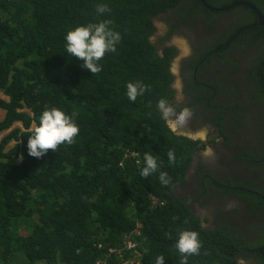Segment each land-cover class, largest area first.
<instances>
[{"label": "trees", "instance_id": "1", "mask_svg": "<svg viewBox=\"0 0 264 264\" xmlns=\"http://www.w3.org/2000/svg\"><path fill=\"white\" fill-rule=\"evenodd\" d=\"M248 1L264 15V0ZM176 2L0 0V93L8 99L0 98V133L8 131L0 139V264H155L158 256L164 264H180L175 245L185 230L196 231L202 243L188 264H236L240 252L250 255L264 244L245 240L234 228L202 225L188 200L173 193L194 152L204 147L172 132L157 108L161 98L173 105V51L159 53L149 40L152 19ZM98 4L110 12L98 14ZM246 19L249 26L255 16L248 11ZM104 20L113 22L121 40L92 75L67 53L65 36ZM260 76L264 82V64L257 83ZM129 82L150 91L132 102ZM251 98L260 106L263 95ZM53 107L73 119L79 135L55 153L31 157L28 136ZM15 124L22 130L12 129ZM242 151L250 164H264V152L257 163L254 151ZM146 153L158 169L143 178ZM160 172L171 178L169 185L160 183ZM128 242L134 247L127 248Z\"/></svg>", "mask_w": 264, "mask_h": 264}, {"label": "flooded vegetation", "instance_id": "2", "mask_svg": "<svg viewBox=\"0 0 264 264\" xmlns=\"http://www.w3.org/2000/svg\"><path fill=\"white\" fill-rule=\"evenodd\" d=\"M235 1L177 0L156 14L153 44L159 53L173 51L171 103L177 111L189 107L194 112L187 128L176 133L204 146L194 152L185 180L175 185L173 193L188 200L185 205L202 225L211 230L234 228L245 240L260 243L264 242V164H250L242 150L254 151L261 162L264 90L258 86L264 82L262 76L260 83L255 77L264 64L257 57L264 55V35L261 27H253L233 38L245 26L247 13L227 16L212 9ZM216 40L224 41L215 46ZM255 93L263 95L260 106L251 98ZM205 126L209 128L205 142L189 138ZM207 147L215 152L213 160L201 155ZM258 247L250 255L240 252L236 264H264V244Z\"/></svg>", "mask_w": 264, "mask_h": 264}, {"label": "clouds", "instance_id": "3", "mask_svg": "<svg viewBox=\"0 0 264 264\" xmlns=\"http://www.w3.org/2000/svg\"><path fill=\"white\" fill-rule=\"evenodd\" d=\"M236 3H246L255 7L248 0H237L228 5L225 3L224 5L226 6L223 5V7L212 9L227 16H233L234 14L237 15L242 10H244L246 13L249 11L255 16V19H257L256 23L250 26L241 27L237 33L234 34L233 38L239 33H243L244 31H247V29L250 30L253 27H261L264 30L263 26L257 25L258 18L248 6L235 5L230 7ZM256 9L263 16L261 11L258 8ZM96 12L98 14H104L106 12H110V8L106 4H98L96 6ZM154 20L155 17L152 19L154 31L149 38L152 44L154 43L153 35L156 30ZM112 23L113 22L111 20H104L99 23H89L86 26H77L73 30L68 31L65 36L67 53L82 61L81 67L89 71L92 75H96L102 71V67L98 62L104 58L106 53L116 52V45L121 40L120 34L116 31H113L110 27ZM126 89V95L132 102H135L138 96H143L146 91H150L149 87L141 82H129L126 85ZM0 98L4 101L8 100L7 97L1 93ZM157 108L161 113V118L166 122L172 132H177L187 128L194 115V112L191 108L183 107L177 111L176 107L171 105L166 99L163 98L158 100ZM0 111L2 112L0 117H3L4 111ZM17 125L18 126L14 128L21 129L20 124ZM33 127L34 125L31 126V129H33ZM79 132V126L62 110L55 107L46 109L40 116L38 126H36L32 133L28 136V155L40 159L48 152L55 153L61 145H72L75 142V138L79 135ZM208 132L209 128L205 126L196 131L194 134H191L189 138L194 141L200 140L201 142H205L207 140ZM2 133H0V135ZM201 155L206 160H213L215 158V152L211 147L205 148ZM20 159H23L22 155ZM168 160L170 163H175V155L172 151L168 152ZM144 161L145 166L142 168L140 175L143 178H148L157 171L158 164L156 158L153 155L147 153L144 155ZM158 179L164 186L169 185L171 181V178L168 177L166 172H160ZM175 247L182 257L180 264H188L189 256L200 254L202 243L199 239V234L196 231L185 230L179 233ZM155 264H164V257L158 256L156 258Z\"/></svg>", "mask_w": 264, "mask_h": 264}, {"label": "water", "instance_id": "4", "mask_svg": "<svg viewBox=\"0 0 264 264\" xmlns=\"http://www.w3.org/2000/svg\"><path fill=\"white\" fill-rule=\"evenodd\" d=\"M235 5H246V6H248L258 18L257 25H261L264 27V17L260 14V12L255 7H253L252 5L246 4V3H236L230 7H233Z\"/></svg>", "mask_w": 264, "mask_h": 264}, {"label": "rangeland", "instance_id": "5", "mask_svg": "<svg viewBox=\"0 0 264 264\" xmlns=\"http://www.w3.org/2000/svg\"><path fill=\"white\" fill-rule=\"evenodd\" d=\"M0 114H2V112L0 111ZM0 118H2V117H0ZM18 125L16 124V125H14L12 128H14V127H17ZM5 134H7V132H5V133H2L1 135H0V138L2 137V136H4ZM13 145V143H11L10 145H9V147H11Z\"/></svg>", "mask_w": 264, "mask_h": 264}, {"label": "built area", "instance_id": "6", "mask_svg": "<svg viewBox=\"0 0 264 264\" xmlns=\"http://www.w3.org/2000/svg\"><path fill=\"white\" fill-rule=\"evenodd\" d=\"M133 247H134L133 244H131L130 242L127 243V248L131 249V248H133Z\"/></svg>", "mask_w": 264, "mask_h": 264}]
</instances>
